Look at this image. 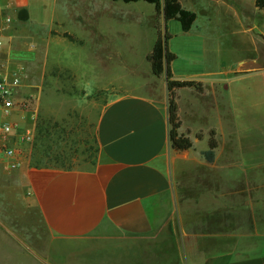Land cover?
<instances>
[{"label": "crops", "instance_id": "0c3cea01", "mask_svg": "<svg viewBox=\"0 0 264 264\" xmlns=\"http://www.w3.org/2000/svg\"><path fill=\"white\" fill-rule=\"evenodd\" d=\"M179 1L195 13L191 27L182 32L197 38L204 51H216L219 62L223 51L247 55L238 59L237 68L221 64L212 68L207 59L202 71L188 74L177 72L175 58L171 61L174 79L203 85L202 91L175 89L181 121L178 132L189 136L191 148L171 146L163 60L159 75L149 68L159 82V92L108 98L97 116L98 148L90 168L23 171L25 198L38 209L49 233L47 257L52 264H264V234L256 230L255 237L240 235L227 246L228 209L238 210L239 204L241 212L243 207L242 197L229 196L227 164L245 160L243 155H224L223 159L218 155L225 141L238 143L243 101H254L255 112V95L262 91L255 93V80L264 83V68L255 50L264 35L257 18L264 17V9L256 7L255 0ZM8 5L25 8L28 20L39 25L51 26L62 11L57 0H0V12ZM37 11L45 13L43 18ZM158 16L165 33L171 20L165 22L162 12ZM19 22L14 15L13 30L1 37L10 52L20 47ZM93 72L88 81L92 87L97 80ZM240 79L249 81L246 89ZM211 129L216 131L218 146L214 160L208 162L201 151L208 147ZM4 159L7 166L8 159ZM199 244L203 248L194 246ZM212 244L220 246L213 252Z\"/></svg>", "mask_w": 264, "mask_h": 264}, {"label": "rangeland", "instance_id": "374dc122", "mask_svg": "<svg viewBox=\"0 0 264 264\" xmlns=\"http://www.w3.org/2000/svg\"><path fill=\"white\" fill-rule=\"evenodd\" d=\"M57 8L62 10L60 18L51 26L28 18L19 22L20 47H12L10 52L5 49L6 40L0 43V75L19 77L14 109L7 117L16 126L11 140L16 155L4 166L5 156L0 153V264H52L47 257L49 233L38 209L25 198L23 171L31 167L90 168L98 148L97 116L108 98L128 92H159V82L151 75L145 55L160 29L156 27L159 16L151 15L153 4L144 0H57ZM35 14L43 18L45 13ZM259 17L263 27L264 17ZM167 31L170 38L165 46L177 54L173 66L182 74L202 71L207 59L212 68L218 64L237 68L238 59L247 55L223 51L219 62L218 53L211 48L204 51L197 38L182 32L178 21L171 20ZM255 58L264 68V35ZM92 71L97 78L93 87L88 84ZM240 80L246 89L249 81ZM263 87L264 83L255 80V93L260 88L264 91ZM262 91L255 95V112L254 101H243L238 143L225 141L218 150L220 159L243 155L245 160L227 164L229 196L243 199L241 212L239 204L238 210L229 207L227 212L228 247L240 235L255 237V230L264 234ZM5 118L0 113V121ZM12 160L14 167L10 166ZM194 246L201 249L204 245ZM211 246L214 252L220 245Z\"/></svg>", "mask_w": 264, "mask_h": 264}, {"label": "trees", "instance_id": "16d2710c", "mask_svg": "<svg viewBox=\"0 0 264 264\" xmlns=\"http://www.w3.org/2000/svg\"><path fill=\"white\" fill-rule=\"evenodd\" d=\"M123 2H135L137 0H121ZM151 3L155 7L157 15L163 14L164 21L176 20L180 23L181 29L188 30L195 20V13L193 11L183 8L179 0H163V5H161V0H144ZM256 7L264 9V0H255ZM16 18L20 20H26L28 18L25 8H19L16 13ZM160 27L159 23H156V27ZM166 29V26H165ZM169 35L167 31L162 35L160 29L158 30L157 38L151 48V50L146 54V59L148 60L151 71L155 75H159L162 68V62L165 61L166 64V84L169 92V137L171 141V146L175 150H186L192 147V141L188 135L184 133H179L178 128L180 127L181 121L177 114V102L175 89L180 87H194L198 91L203 90V85L200 81L192 79L177 80L174 79L171 72L170 63L176 57V55L170 52L165 43L167 42ZM164 39V40H163ZM200 133L197 134V138H201ZM207 149L201 151L202 156L208 162H212L215 157V149L218 146V140L216 138L215 129H211L209 132Z\"/></svg>", "mask_w": 264, "mask_h": 264}, {"label": "built area", "instance_id": "2783aa9c", "mask_svg": "<svg viewBox=\"0 0 264 264\" xmlns=\"http://www.w3.org/2000/svg\"><path fill=\"white\" fill-rule=\"evenodd\" d=\"M17 9H12L11 5L6 6L0 12V43L1 37L13 29V16L16 17ZM19 85V77L14 75L11 78L0 75V113L6 117L0 121V153L7 159H14L16 148L11 143L13 131L16 126L7 117H9L14 109V90ZM16 165L13 160L10 166Z\"/></svg>", "mask_w": 264, "mask_h": 264}]
</instances>
